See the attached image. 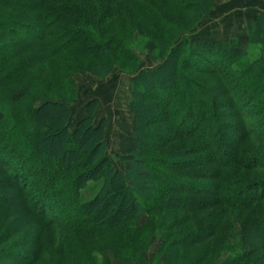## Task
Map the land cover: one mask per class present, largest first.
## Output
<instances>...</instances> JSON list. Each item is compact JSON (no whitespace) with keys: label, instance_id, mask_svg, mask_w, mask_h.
I'll return each mask as SVG.
<instances>
[{"label":"trees","instance_id":"1","mask_svg":"<svg viewBox=\"0 0 264 264\" xmlns=\"http://www.w3.org/2000/svg\"><path fill=\"white\" fill-rule=\"evenodd\" d=\"M210 4L0 0V211L42 223L18 249L3 247L18 234L3 223L0 264H147L155 235L169 264H264V14L240 52L199 36L173 45ZM146 23L147 49L164 60L130 80L135 142L122 171L97 100L70 125L76 76L137 67L126 34ZM186 44L207 66L186 61L215 79L184 71Z\"/></svg>","mask_w":264,"mask_h":264},{"label":"crops","instance_id":"2","mask_svg":"<svg viewBox=\"0 0 264 264\" xmlns=\"http://www.w3.org/2000/svg\"><path fill=\"white\" fill-rule=\"evenodd\" d=\"M220 2L216 7L215 16L207 23L208 28L201 29L196 36L209 41H225L237 45L236 51L246 47L249 40V31L254 20L264 14V0H211ZM220 13V15H218ZM219 16V17H218ZM150 69V68H146ZM108 76L107 78H109ZM118 75H111V79H101L94 82L93 93L85 91V97L78 96L73 106L70 125L73 127L85 116V106L92 99L97 100L94 116L98 122L104 119L105 144L110 156H113L115 166L124 170L127 167V156L134 147L135 131L134 116L131 111V99L127 93V84L123 87V80ZM80 98V99H79ZM105 105V106H104ZM102 110V111H101ZM141 219L145 216L140 215ZM143 221V220H142ZM156 252V250L154 251ZM159 264H168L166 260Z\"/></svg>","mask_w":264,"mask_h":264},{"label":"rangeland","instance_id":"3","mask_svg":"<svg viewBox=\"0 0 264 264\" xmlns=\"http://www.w3.org/2000/svg\"><path fill=\"white\" fill-rule=\"evenodd\" d=\"M187 1H192V0H187ZM210 6L211 7H210L209 12L204 14L201 19L199 18L200 20H198L197 22H193L192 24H194V25L189 29L188 32L177 33V40L176 39L174 40L173 45L177 44V46H180V40L182 39V37L184 38V37L188 36L189 38L192 39V38H194L193 36H196L197 32H199L201 29L208 28L207 23H210L212 21L211 18H213L215 16L214 11H216V7L220 6V2L211 1ZM152 13H153V11H152ZM152 15L156 19L159 18L156 15V13H153ZM218 15H220V13ZM131 16L135 19L139 18L136 14H133V13ZM145 28H146V31L143 34H140L137 30H134V29L129 30L130 32H128V35L126 34V37H128V41L130 42L129 46L133 49V51L139 57V63L137 65V67H135L133 69L131 66L130 68L122 69L119 66H115L113 68L112 73L110 75H108V76H110L109 78H107L108 76L97 77V76L93 75L92 73L77 74V76H76L77 84L81 89L79 91V94H78L79 97L83 96L87 100L85 91H89L90 93H93L92 89L94 86L93 85L94 82H98V80H101L103 78L106 80H109V79H111V75L113 76V74L114 75L117 74L118 77H116V78H118L119 80H123V87L125 86V84L128 85L126 95L129 94L128 95L129 100L131 99L132 87H131V81L130 80L132 79V77L136 76L142 70H148L146 68H150L149 70H151V69L158 67L159 65H161L163 63V60H164L161 57H159L160 56L159 52L161 50L157 49L154 53H151L148 51L147 44L149 42L153 41L154 38L148 32V30L151 28V26L150 25L147 26V23H146ZM188 44H191V42ZM188 44H186V46L184 47V50H183L184 53L182 54V57H180V60H179L180 64L184 63V65L187 66V67H185L184 71L186 73H188L191 77H195L196 79H207V78H214L215 79V77H208L207 75H204V73L200 72L201 70L197 71V70L193 69L195 67V64H192V63H194V61H195V63H197L196 65H198V66H207V63L203 59H201L199 56L194 55V53L192 51H190V49H188ZM198 51H201V49H198ZM240 51L241 50L239 49L238 52H240ZM187 54L191 55L192 63L191 62L189 63L186 61ZM77 102L79 104H81V102H79V101H77ZM111 157L114 159L113 156H111ZM17 161H19V159ZM15 163H16V160H13L14 166L17 165ZM256 172L258 174L260 173V171H253L252 174H254ZM99 187H100L99 183H91L89 185V187L83 191L84 192V199L91 198L95 194V192L99 189ZM182 195L186 196V194H182ZM188 196H190V195H188ZM231 212H234V214H232V215H233V217H236L237 220H238V218H240L238 216V212H239L238 209H231ZM11 215H9V213H7L6 211H0V223H1L0 224V231H2L4 229V227L2 226L3 223L5 224V229L10 228V229H16L18 231V234L15 237H13L10 241L6 242L3 245V247H5L7 249H10V248L11 249H13V248L18 249V248H21L20 245L17 243H14V242L18 241L20 238H21V240L27 239V237L25 236L26 234L27 235L30 233L35 234L36 231L39 230V227L42 223L37 218H33L24 212L20 213V214H15L12 216ZM144 216L145 217L143 219H141V216L138 217L140 224L145 223L147 221L148 215L144 214ZM7 217H9V218H7ZM241 218L243 219V217H241ZM240 223H242V222H240ZM236 227H237V229H240L239 224H236ZM237 239H238V237L236 238V240ZM261 240H263V239H261L259 237V241H261ZM162 241H163V239H161L159 237V235H155L153 237V240L150 242L148 249L144 252V255L146 257L145 260H147V264H159V261H161V260L167 261L166 249L162 248V246H161ZM261 242H263V241H261ZM155 250H156V252H154ZM161 250H163V251H161ZM231 253H233V252L231 251ZM120 254L122 256L126 255L125 253H120ZM228 255H229L228 251L223 253L221 260H225L228 257ZM167 263L169 264L168 261H167ZM9 264H11V263H9ZM102 264H107V263L105 262Z\"/></svg>","mask_w":264,"mask_h":264},{"label":"bare ground","instance_id":"4","mask_svg":"<svg viewBox=\"0 0 264 264\" xmlns=\"http://www.w3.org/2000/svg\"><path fill=\"white\" fill-rule=\"evenodd\" d=\"M105 106V105H104ZM102 111V110H101Z\"/></svg>","mask_w":264,"mask_h":264}]
</instances>
